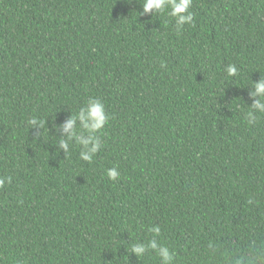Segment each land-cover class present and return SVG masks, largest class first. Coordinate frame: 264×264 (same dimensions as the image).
I'll return each instance as SVG.
<instances>
[{"label": "trees", "instance_id": "trees-1", "mask_svg": "<svg viewBox=\"0 0 264 264\" xmlns=\"http://www.w3.org/2000/svg\"><path fill=\"white\" fill-rule=\"evenodd\" d=\"M142 3L0 0V264H161L131 253L152 226L172 264H264V0H192L179 29ZM93 98L85 162L53 124Z\"/></svg>", "mask_w": 264, "mask_h": 264}, {"label": "clouds", "instance_id": "clouds-1", "mask_svg": "<svg viewBox=\"0 0 264 264\" xmlns=\"http://www.w3.org/2000/svg\"><path fill=\"white\" fill-rule=\"evenodd\" d=\"M192 0H143L141 14H157L166 12V14L175 19L177 28H181L185 24L193 22V14L190 6ZM164 66L163 64L161 65ZM226 73L229 77L236 76L238 69L235 65H228ZM252 90L248 93L252 100L248 112V123L254 124L256 122V114H264V77H261L257 82H252ZM109 116L105 111L104 104L98 99H90L85 107L80 108L77 114L71 115L66 121L60 125L53 124L56 131H62L65 136L58 141V150H63L67 153L69 150V141H75L81 147L80 159L85 162H91L93 157L100 151L102 145L100 138L96 135L100 132L105 124L108 122ZM33 128L43 129L46 121H38L32 119L30 121ZM120 176L116 167L107 170V177L115 181ZM5 182L10 183L11 177L0 178V186ZM153 233L152 239L147 244L134 243L131 247V253L135 254L137 258L143 257L149 250L156 252L161 260V264H172L173 254L169 247L158 242L157 238L160 235L161 229L159 226H152L148 229Z\"/></svg>", "mask_w": 264, "mask_h": 264}]
</instances>
